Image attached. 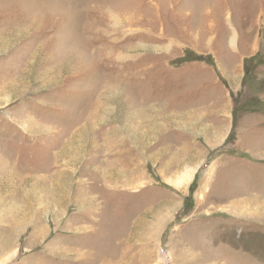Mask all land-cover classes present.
<instances>
[{
  "label": "rangeland",
  "instance_id": "374dc122",
  "mask_svg": "<svg viewBox=\"0 0 264 264\" xmlns=\"http://www.w3.org/2000/svg\"><path fill=\"white\" fill-rule=\"evenodd\" d=\"M0 264H264V0H0Z\"/></svg>",
  "mask_w": 264,
  "mask_h": 264
}]
</instances>
